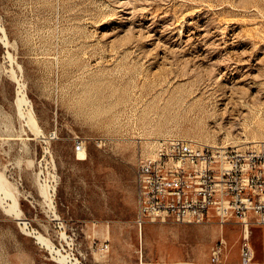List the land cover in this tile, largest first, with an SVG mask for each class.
Instances as JSON below:
<instances>
[{
    "label": "rangeland",
    "instance_id": "374dc122",
    "mask_svg": "<svg viewBox=\"0 0 264 264\" xmlns=\"http://www.w3.org/2000/svg\"><path fill=\"white\" fill-rule=\"evenodd\" d=\"M174 138L264 144V0H0V264L211 263L217 224L134 221L137 165ZM249 243L261 261L264 225Z\"/></svg>",
    "mask_w": 264,
    "mask_h": 264
},
{
    "label": "built area",
    "instance_id": "2783aa9c",
    "mask_svg": "<svg viewBox=\"0 0 264 264\" xmlns=\"http://www.w3.org/2000/svg\"><path fill=\"white\" fill-rule=\"evenodd\" d=\"M75 152L84 151L81 141ZM135 223H237L244 264L253 259L248 228L264 225V144L208 145L164 140L154 158L140 160L135 176ZM106 246V244H105ZM220 244L211 251L218 263Z\"/></svg>",
    "mask_w": 264,
    "mask_h": 264
},
{
    "label": "bare ground",
    "instance_id": "6f19581e",
    "mask_svg": "<svg viewBox=\"0 0 264 264\" xmlns=\"http://www.w3.org/2000/svg\"><path fill=\"white\" fill-rule=\"evenodd\" d=\"M18 84V83H17ZM19 85V86H18ZM17 86H18V88H17V98H16V100H15V105H16V108H17V112H18V114H19V116L20 117H23V111H22V107L24 106V105H26L27 104V101H26V99H25V97H24V95H25V93L24 94H22V89H23V87L24 86H22L21 84H18ZM24 85V84H23ZM16 86V87H17ZM27 106V105H26ZM31 107V106H30ZM26 109H27V107H25ZM30 109V108H29ZM28 110V109H27ZM29 111V110H28ZM30 113V112H29ZM25 117V116H24ZM35 118V117H34ZM34 118H33V116L32 115H29L28 114V116L27 117H25V123L26 124H28L30 127L31 126H35V120H34ZM23 119V118H22ZM36 119V118H35ZM29 127V128H30ZM33 129V128H32ZM34 130H36V133L38 132V129H34ZM34 132V131H33ZM40 133V132H39ZM39 133H37V134H39ZM84 154H85V151H80V152H78V158H83V156H84ZM47 190V189H46ZM46 190H44V189H42L41 190V192L45 195V196H47L48 194H47V191ZM0 192H3V194H4V197L7 199V198H9V199H12L13 200V203H15V195H14V192L13 191H11V190H9L8 189V187H7V184L1 179V176H0Z\"/></svg>",
    "mask_w": 264,
    "mask_h": 264
},
{
    "label": "crops",
    "instance_id": "0c3cea01",
    "mask_svg": "<svg viewBox=\"0 0 264 264\" xmlns=\"http://www.w3.org/2000/svg\"><path fill=\"white\" fill-rule=\"evenodd\" d=\"M214 222H211L210 224H213ZM214 224H216V223H214ZM233 224H236V225H239V224H237V223H233ZM218 225V224H217ZM211 227H213V225H210ZM219 226V229H216V231H217V233H219V235H220V239H218L217 241H216V243L214 244V246L212 247V249L216 246V245H218V244H220V246H221V254H220V257H219V262L218 263H208V262H191V263H180V264H244L243 263V261H242V258H241V241H242V239H243V237H244V234H245V230L243 229V227L241 226V225H239L240 227H241V229H242V237H241V241H240V249H239V259H238V261H236V262H227L226 260H225V258H224V256H223V253H224V250H223V247H222V243L224 242V239H223V226H220V225H218ZM205 227H207V226H205ZM251 227H253V226H251ZM251 227H249L248 228V237H250V228ZM216 238H218V235L215 237V239ZM214 239V240H215ZM212 249H211V251H212ZM255 258H256V253L254 252V250H253V259H252V261L249 263V264H264V258L261 260V261H259V260H255ZM168 264H171V263H168ZM177 264V263H176Z\"/></svg>",
    "mask_w": 264,
    "mask_h": 264
}]
</instances>
